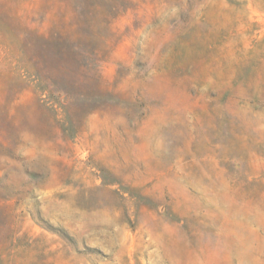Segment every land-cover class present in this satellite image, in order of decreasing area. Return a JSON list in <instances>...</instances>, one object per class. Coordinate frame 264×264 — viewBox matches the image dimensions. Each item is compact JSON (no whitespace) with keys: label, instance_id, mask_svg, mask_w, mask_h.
<instances>
[{"label":"rangeland","instance_id":"1","mask_svg":"<svg viewBox=\"0 0 264 264\" xmlns=\"http://www.w3.org/2000/svg\"><path fill=\"white\" fill-rule=\"evenodd\" d=\"M0 264H264V0H0Z\"/></svg>","mask_w":264,"mask_h":264},{"label":"trees","instance_id":"2","mask_svg":"<svg viewBox=\"0 0 264 264\" xmlns=\"http://www.w3.org/2000/svg\"><path fill=\"white\" fill-rule=\"evenodd\" d=\"M34 63L36 64V67L38 69V71L41 73V72H47V65L50 64V68L53 67L54 70L58 71V70H61V71H64V72H68L70 71L71 68H69V64L70 62L64 58H51V59H36L34 61ZM44 64V67L43 65ZM57 75V74H56ZM37 81V79H33L31 80V83H35ZM64 87L63 84H60Z\"/></svg>","mask_w":264,"mask_h":264}]
</instances>
